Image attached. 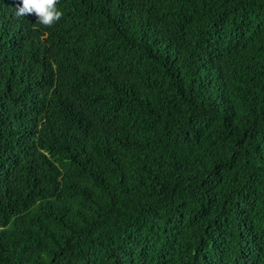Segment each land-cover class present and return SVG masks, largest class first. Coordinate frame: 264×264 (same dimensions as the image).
Instances as JSON below:
<instances>
[{
    "label": "trees",
    "instance_id": "obj_1",
    "mask_svg": "<svg viewBox=\"0 0 264 264\" xmlns=\"http://www.w3.org/2000/svg\"><path fill=\"white\" fill-rule=\"evenodd\" d=\"M0 0V264H264V0Z\"/></svg>",
    "mask_w": 264,
    "mask_h": 264
},
{
    "label": "clouds",
    "instance_id": "obj_2",
    "mask_svg": "<svg viewBox=\"0 0 264 264\" xmlns=\"http://www.w3.org/2000/svg\"><path fill=\"white\" fill-rule=\"evenodd\" d=\"M14 14L17 17L35 14L37 23L50 26L61 18L62 9L58 0H19Z\"/></svg>",
    "mask_w": 264,
    "mask_h": 264
}]
</instances>
